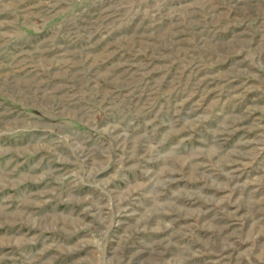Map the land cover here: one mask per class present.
Wrapping results in <instances>:
<instances>
[{"label": "rangeland", "instance_id": "rangeland-1", "mask_svg": "<svg viewBox=\"0 0 264 264\" xmlns=\"http://www.w3.org/2000/svg\"><path fill=\"white\" fill-rule=\"evenodd\" d=\"M0 264H264V0H0Z\"/></svg>", "mask_w": 264, "mask_h": 264}]
</instances>
